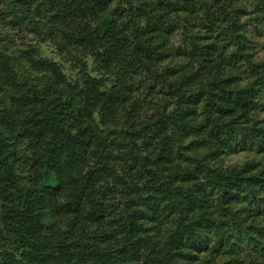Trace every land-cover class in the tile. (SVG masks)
Here are the masks:
<instances>
[{
	"label": "clouds",
	"instance_id": "9594fccd",
	"mask_svg": "<svg viewBox=\"0 0 264 264\" xmlns=\"http://www.w3.org/2000/svg\"><path fill=\"white\" fill-rule=\"evenodd\" d=\"M165 2L185 4V0H165ZM191 2L194 7L200 9L196 17L188 16L187 13L165 16V27L171 23L177 26V31L171 42L166 43L158 51L161 55L171 53L173 57L171 62L146 63L143 58L137 59L126 53L122 55L121 60L117 61L115 67L124 73L125 82L139 91H134L132 94L126 93L129 95L127 103L117 105L113 112H101V118L106 125L105 131L100 132L97 129L98 134L94 138L92 150L84 151L79 163L56 174V182L60 185L58 191L42 192L40 190L44 181L39 178V167H37L32 169L29 174V178L32 179L31 184H26L22 188L20 185H16L13 188H8L7 191L0 192V219L10 214L11 206L5 207V202L2 199V196L7 195L8 191L14 193L12 198H15V195H22L23 192H30L32 204L43 205V208L40 209L41 214L48 218L52 230L29 234L37 248L44 245L49 251L55 253L56 247L67 237L76 238L77 243L80 244V250L73 251L76 247L75 244L65 245L69 254L54 256L57 264H94L91 257L102 251L111 256L113 264H126L127 258L117 256L115 251L121 244L128 243L129 238L126 230L118 240L113 242L112 246L102 245V236L98 235L101 233L99 226L94 227L84 223V216L70 217L66 215L71 205L66 204L65 201H71L74 198L73 192L75 187L82 186L81 177L86 168L92 167L107 169V172L98 175L97 179L93 181L88 188V193L93 200H99L106 196L110 205L108 211L115 210L110 218L116 223L111 229H107L109 231L126 229L127 225L122 223L120 218L123 217L126 220L131 213L138 210L150 216L148 208L139 205V202L147 195L155 197L156 189L160 185L172 193L180 188L191 189L192 183L182 184L178 178L185 173H191L198 177L195 182L203 184L207 189V192L198 195L201 202L207 200V210L203 212L190 211L185 203L175 196H170L163 201L157 200L158 204L163 203L166 208L157 223L152 226L151 233H143L141 240L143 248L136 264H145V260L148 261V264H176V258L173 255L174 248L181 250L196 248L199 258L194 257L190 264H225L226 261L230 264H264V240L256 236V240L260 241V244L254 246L249 241V236L254 233H250L247 229L248 224L264 228V216L256 218L253 215V210L257 206L264 207V199H262L264 198V189L250 187L239 179L240 176L248 173L252 165L258 164L259 167L249 174L258 176L264 172V153L257 154V147L264 146V141L249 142L250 150L239 152L237 149L239 154L229 155L226 149L225 155L217 154L216 158H212L208 154L213 153L219 145L205 133L203 137L196 138L204 141V147L189 154L194 156V159L185 163L183 160L176 159L181 151L180 145L185 143V140L176 134L174 126L170 125L168 131L161 134L154 142L151 139V134L143 135V142L139 144H135L128 136V133H140L143 125L154 118V114L163 111L160 109L159 103L151 112L142 107L147 90L152 84H155L158 90L175 91L176 94L169 99L172 107L168 109V114L174 117L182 114L186 108L192 107L179 105L177 100L181 98L188 100L193 93L202 92L203 97L200 104L194 106L199 120L218 122L217 108L224 105L217 103L214 108L212 104L217 97L224 95L221 92L223 76L225 74L242 75L244 84L247 85L257 79L259 75H264V0H218V2L217 0H191ZM158 3L159 0H111L106 12H100L81 23H92L94 20L98 25L105 15L113 16V9L132 8L135 10L143 6L146 12L144 17L129 12H125L122 17L116 13L113 17L116 19L118 27L127 26V31L134 34L135 29L142 27L147 20L165 14L167 9L157 8ZM38 5L41 6L42 12L47 8L45 0H35L27 7L35 9ZM154 9L155 11H153ZM0 10L8 13L12 11V7L9 3H4L0 5ZM206 13L208 14L207 18H205ZM48 14L50 15V13ZM217 17L220 18L219 24L216 22ZM13 18L14 15L7 14L0 17V29L7 33L9 29L4 28V25ZM204 25H208L211 31L205 30ZM28 26L33 27V25ZM218 34L219 43L227 46L226 50L222 48L213 54L211 64L202 68H192L188 64L187 71H184L185 62L175 59V45L179 44L186 54H190L193 44L196 43L195 37L208 35L215 41ZM241 45H246V50L243 53L244 58L238 63L233 62V68L228 69L227 65L230 62L231 54L238 53ZM99 50L89 44L88 47L62 53L60 63L64 65L66 61L70 73H78L75 79H72L71 76L57 79L51 73L40 79H30L31 69L22 63L18 69L20 76L16 86L0 80V144L7 143L6 151H15L23 159H27L29 164L32 160L42 162L47 159L50 143L54 144L61 136H71L73 128L79 130L89 124L95 126V121L91 119L90 113L97 109L89 106L91 98H86L87 85L83 81L89 79V68L85 65V59L88 58V62L91 63L92 54ZM204 52L203 48H198L196 54L200 56ZM166 66L167 68L176 67L180 71L175 76L167 75ZM257 66L260 71L253 75V69H256ZM74 85L78 86L74 87ZM233 87L238 88L241 85ZM49 89L52 91L49 92ZM81 89L84 91L81 92ZM12 96H26L29 99L39 96L43 103H32L24 108L20 104L12 103L10 99ZM65 99L69 100L74 107L64 105ZM58 104L65 108V111L58 116L64 129L63 132L54 130L39 143L18 135L24 131L25 125L22 120L29 113L53 109ZM6 116L10 123L3 122V118ZM261 118H264V114L259 112H253L248 117L249 120ZM190 122L196 123V119L192 118ZM240 125L244 126L243 121L240 122ZM112 129H115L114 135L108 136V131ZM165 137H169L172 141L170 158L173 163L168 166L167 172L162 166H153L148 163L155 160L159 153V146L165 141ZM80 139L87 142L86 137H80ZM149 143L152 144L151 148L146 147ZM60 159L62 162L63 157L61 156ZM133 164H135V175L143 173L146 166L153 168V172L156 174L155 180L145 177V180L149 181L151 191L140 190L129 194L130 189L136 183H144V181H136L134 175L128 173V168ZM117 178H121L123 182L117 183ZM232 183H236L237 187L231 188V191L236 192L241 200L247 197L248 201H252L253 197H256L251 206L246 203L222 204V200L227 199L222 194L230 189ZM261 183L264 184V181ZM5 187V185H0V190ZM208 192H214V195L209 198ZM130 200L137 201L138 208H126L125 202ZM240 209H244V211L241 212ZM11 215L16 216L17 220L20 219L16 212ZM249 216H251L250 219ZM144 225V220L138 222L137 227L140 232L143 231ZM13 227L14 224L7 222L0 224V253L13 251L18 247L20 233H17V238L12 237L9 230ZM89 229L93 230L89 231ZM78 230L79 234H77ZM140 238L139 235L131 237V239ZM14 240L15 242H13ZM221 243L223 244L222 249ZM205 248L207 251L200 255V250ZM152 250H156L155 256L149 255ZM0 264H4L2 257H0Z\"/></svg>",
	"mask_w": 264,
	"mask_h": 264
},
{
	"label": "trees",
	"instance_id": "16d2710c",
	"mask_svg": "<svg viewBox=\"0 0 264 264\" xmlns=\"http://www.w3.org/2000/svg\"><path fill=\"white\" fill-rule=\"evenodd\" d=\"M35 0H0V5L9 3L12 11L5 13L0 10V17L4 15H14L12 20L7 21L4 28L9 29L7 33L0 29V80L4 83L16 86L20 72L18 71L21 64H26L30 69V79H40L41 77L51 73L57 79H64L71 76L75 79L78 73L67 74L64 65H61L62 53L69 52V50H76L82 47H88L91 44L94 48H99L98 52L92 54L91 63L88 58L85 59V65L89 68V79L83 81L87 85L86 98H91L89 106L96 108L90 113L91 119L95 121V126L89 124L79 130L73 128L71 136H61L54 144L50 143L47 150V159L45 161L32 160L29 164L27 159H23L17 155L15 151H6L7 143L0 144V185L6 187L2 191H7L8 188H13L20 185L21 188L26 184H31L32 179L29 174L32 169L39 167V178L44 181L42 192H55L60 189L59 183L56 182V174L63 171L65 168H71L82 159L84 151H91L93 148V141L100 132L105 131L106 125L101 118V112L111 113L119 104L127 103L129 95L139 89L133 87L125 82L124 73L115 67L118 60L122 59L123 54L133 55L135 58H143L146 63L155 62L162 64L164 61L173 59L171 53L161 55L159 49L170 43L174 34L177 31V26L174 24H167L165 27V16L181 15L187 13L188 16L196 17L200 9L193 6L191 0H185V4H169L165 0H159L157 8H166L167 11L163 16H157L153 19L147 20L142 27L135 29L134 34L127 31V26L120 28L117 26L115 18L116 13L123 16L125 12L133 15L144 17L146 15L143 6L133 10L132 8H124L123 10L117 8L113 9V16L105 15L100 23L97 25L93 20L92 23H81L87 21L89 18L100 12H106L111 0H45L47 8L41 11V6L35 9L27 7L34 3ZM218 2V0H217ZM155 11V9L153 10ZM50 13V15L48 14ZM207 13L205 18H207ZM40 18V19H37ZM217 24L220 23V18H216ZM28 25H33L29 27ZM195 27V25H193ZM91 29V31H89ZM204 29L211 31L208 25H204ZM43 33V34H42ZM219 34L216 40H212L208 35H201L195 37L196 43L192 46L190 54H186L179 44L175 45V59L183 60L185 65L183 70L187 71V65L190 64L192 68H202L205 65L211 64V56L219 52L222 48L226 50L225 45L219 43ZM59 41V43H57ZM42 45H49L50 52L58 56L60 61L55 57L50 56L46 47ZM198 48L205 50L198 56ZM47 50V51H46ZM246 50V45H241L238 53L231 54L230 62L227 65L228 69L233 68V62L238 63L243 59V53ZM64 64H67L65 61ZM95 65V67H93ZM166 74L175 76L180 69L176 67L165 68ZM260 71L259 66L253 69L252 74L255 75ZM159 76V73H157ZM223 87L221 95L216 98L212 106L215 108L216 104L224 105L217 108L219 117L218 122L211 120L200 121L194 106L199 105L203 97V93L197 91L193 93L188 100L181 98L177 100L179 105H189L192 107L186 108L182 114L173 115L168 114V109L172 107L169 99L176 93L175 91H164L157 89L155 84L149 86L147 95L144 97L143 108L150 112L156 108L159 103L160 109L154 114V118L149 123H145L140 133H128L129 139L133 140L135 144L142 143V136L151 134L152 141H156L159 136L168 131L169 126H174L176 134L185 140V143L180 145V153L177 155V160H183L185 163L194 159V156L189 155L197 152L204 147V141L198 140L197 137H203L205 133L212 140L217 141L218 147L213 153L208 155L212 158L225 155V150L238 149L250 150L249 142L258 143L264 141V118L249 120V114L259 112L264 114V75H259L257 79L252 80L250 84H244V77L242 75H227L225 74L221 80ZM234 85H241V87L234 88ZM78 85H74L76 87ZM29 91H32L29 89ZM52 90L49 89V92ZM84 90L81 89V92ZM12 103H17L27 108L30 104H42L43 100L39 96H34L29 99L26 96H12ZM163 101V103H160ZM64 105L74 107V105L67 99L64 100ZM65 108L61 105H56L53 109L45 111L31 112L25 119L22 120L24 131L18 135L21 138H30L31 141L39 143L52 131L58 130L63 132L64 129L58 119L60 113L64 112ZM79 115V113L77 112ZM195 118L196 123H191V119ZM243 121L244 126L241 127L240 122ZM3 122L10 123L9 118H3ZM155 129V131H153ZM115 129L108 131V136H112ZM80 137H86L85 143ZM172 141L169 137H165V141L159 146V153L156 155L154 161H150L153 166H162L167 172L168 166L173 163L170 158V145ZM123 147V146H121ZM151 148L152 144L146 145ZM264 153V146L257 147V154ZM167 154V155H166ZM63 157L61 162L60 157ZM119 159V157H117ZM147 161V158H146ZM103 163V160H101ZM259 165H252L248 173L240 176L239 179L248 184L250 187H258L264 189V172L258 176H253L249 173L255 171ZM107 172L106 168L97 169L95 167L86 168L81 177V187H75L73 192V199L65 201L71 207L66 213L67 216L75 217L77 215L84 216V223L92 226H99L102 236L101 244L112 246L113 242L118 240L123 231L128 233V243L121 244L116 249L117 256H124L127 258L126 264H136L139 259V253L143 248L141 240L143 233H151L152 226L157 223L160 215L166 206L163 203H157V200L163 201L170 196L178 197L180 201L184 202L186 207L192 212L206 211L207 200L201 202L198 198L199 194L207 192L203 184H197L195 181L198 177L191 173H185L178 177L182 184L192 183V188H180L175 193L169 192L167 188L160 185L156 189V196H144L139 205L148 208L151 215H147L142 211L131 213L127 219L121 217L120 221L127 225L126 229L112 230V226L116 221L110 217L112 212H109L110 207L107 197L104 196L99 200H93L88 193V188L95 181L98 175ZM128 173L134 175L136 181H144L143 184L136 183L129 194L136 191H151L149 181L145 177L155 180L156 174L152 167H145L143 173L135 175V164L128 168ZM123 182L121 178H117V183ZM237 184L232 183L230 189L225 191L222 196L227 199L222 200V204H241L246 203L249 206L256 200L253 197L252 201H248L247 197L242 200L238 198L237 193L231 191V188H236ZM210 198L214 192H208ZM8 191L7 195H3L4 206L9 208V215L0 219V224L9 223L14 224L11 228L10 235L17 238V233L20 243L13 251H4L0 253L4 264H57L54 256L68 255L65 245L75 244L73 251L80 250V244L77 243L75 237H67L59 246L56 247L55 253L49 251L47 246L42 245L37 248L31 239L30 233H44L51 231V225L48 218L41 214L40 209L42 204L33 205L30 199V192H23L22 195H15ZM264 199V198H262ZM125 207L138 208V202L134 200L126 201ZM87 210V211H85ZM226 211V209H225ZM241 212L244 209H240ZM16 212L20 219L11 213ZM171 215V213H169ZM253 215L256 218L264 216V207L257 206L253 210ZM206 218V217H205ZM249 219L251 216L248 217ZM144 220L145 225L143 231L138 229V222ZM21 221L23 222L21 224ZM247 229L254 235L249 236V241L257 246L260 241L256 240V236L264 240V228H258L254 224H248ZM93 229H89L92 231ZM79 234V230L77 232ZM139 235L140 239H131L133 236ZM15 242V240L13 241ZM83 242V241H81ZM221 249L223 244L220 245ZM207 249H201L200 255ZM150 256L156 255V250L149 253ZM173 255L176 258V264H190L193 258L197 256L196 248L188 249H173ZM94 264H113L111 256L106 252H100L91 257ZM145 264L148 261L145 260ZM225 264H230L226 261Z\"/></svg>",
	"mask_w": 264,
	"mask_h": 264
},
{
	"label": "rangeland",
	"instance_id": "374dc122",
	"mask_svg": "<svg viewBox=\"0 0 264 264\" xmlns=\"http://www.w3.org/2000/svg\"><path fill=\"white\" fill-rule=\"evenodd\" d=\"M42 47H46L47 48V50H48V52H49V54H50V56H52V57H55V59L58 61H60V59L58 58V56L56 55V54H54V52L53 51H51L50 52V46L49 45H42ZM46 50V51H47ZM67 64H64V69H65V72L67 73V74H69L70 73V71H69V68L66 66ZM239 152H243V150H239ZM228 154L229 155H235V154H239L238 152H237V149L236 148H234V149H230V150H228Z\"/></svg>",
	"mask_w": 264,
	"mask_h": 264
}]
</instances>
